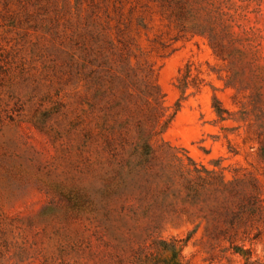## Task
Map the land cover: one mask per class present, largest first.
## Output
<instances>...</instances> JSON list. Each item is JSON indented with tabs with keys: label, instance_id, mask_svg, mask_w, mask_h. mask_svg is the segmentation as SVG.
Masks as SVG:
<instances>
[{
	"label": "rangeland",
	"instance_id": "rangeland-1",
	"mask_svg": "<svg viewBox=\"0 0 264 264\" xmlns=\"http://www.w3.org/2000/svg\"><path fill=\"white\" fill-rule=\"evenodd\" d=\"M161 1L0 0V264H137L154 238L184 264H264V0ZM130 69L161 95L172 178L144 203L102 153L146 119Z\"/></svg>",
	"mask_w": 264,
	"mask_h": 264
},
{
	"label": "trees",
	"instance_id": "trees-1",
	"mask_svg": "<svg viewBox=\"0 0 264 264\" xmlns=\"http://www.w3.org/2000/svg\"><path fill=\"white\" fill-rule=\"evenodd\" d=\"M175 2L169 3L168 0H163V2L161 1L159 3V8L165 11H170L171 14L176 17L175 7H178V2ZM108 69L110 70L109 67ZM92 73L96 74L97 71L94 70ZM128 73H132V76L126 75V78L131 77L130 79L131 81L134 80V84H132L130 81L132 86L130 89L132 93L127 91L126 96L133 98V94H135V97L143 102V107H139V110L145 109L147 116L144 122L136 120V135L132 140L125 139L123 134L120 133L117 135L115 133L113 134V127L109 126L110 130L104 135L103 138L102 153L103 151L107 152L106 158L108 162L117 165L116 172L118 175L124 172L127 175L135 174V176L141 178V180L144 181L146 185V188L144 189L146 195L144 194L143 196L139 194L138 196H133V199L137 200L138 203H144L147 197L149 185L154 179H164L167 183L164 186L165 189L163 192H167L170 190L169 187L172 184V178L164 174V167L162 166L161 162L157 168V162L159 159L155 149L150 143L151 137L158 134L155 131V127L163 116L162 107L159 103V99L161 98L159 90L151 80H144L142 83V88H139L135 84L138 79L134 74V71L130 69ZM145 77L146 76H144V78ZM94 80L96 81V79ZM111 96L114 98L109 110L119 106L117 96L113 94H111ZM146 124H149L148 128H144ZM133 163L135 164L136 168L132 166ZM196 179L200 180V177L197 176ZM195 184L196 183L192 182L191 180H185L183 184V189L187 192L186 197L191 202L197 201L199 198V189H197L199 185ZM109 198L114 204L119 205L122 208L127 203L126 199H128V196L117 193L110 197L106 195L104 200L108 202ZM148 211H150V209L145 208V210H143V212L140 214V217L147 218L150 215V212ZM134 214L137 215L136 212H134ZM135 220L137 221V219ZM180 242L181 241L175 239L164 240L154 238L147 246H145L143 249L145 253L143 252L144 254L137 258L136 262L137 264H184L180 257Z\"/></svg>",
	"mask_w": 264,
	"mask_h": 264
}]
</instances>
